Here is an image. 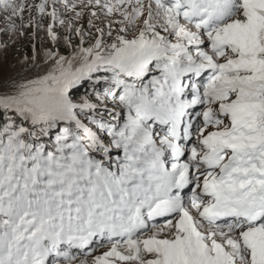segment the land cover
I'll list each match as a JSON object with an SVG mask.
<instances>
[{
  "label": "snow or ice",
  "instance_id": "obj_1",
  "mask_svg": "<svg viewBox=\"0 0 264 264\" xmlns=\"http://www.w3.org/2000/svg\"><path fill=\"white\" fill-rule=\"evenodd\" d=\"M0 264H264V0H0Z\"/></svg>",
  "mask_w": 264,
  "mask_h": 264
},
{
  "label": "rangeland",
  "instance_id": "obj_2",
  "mask_svg": "<svg viewBox=\"0 0 264 264\" xmlns=\"http://www.w3.org/2000/svg\"><path fill=\"white\" fill-rule=\"evenodd\" d=\"M13 55H14V53H10V54H9V59H11ZM83 91H84V90H81V92H83Z\"/></svg>",
  "mask_w": 264,
  "mask_h": 264
},
{
  "label": "trees",
  "instance_id": "obj_3",
  "mask_svg": "<svg viewBox=\"0 0 264 264\" xmlns=\"http://www.w3.org/2000/svg\"><path fill=\"white\" fill-rule=\"evenodd\" d=\"M81 90H84V89H81Z\"/></svg>",
  "mask_w": 264,
  "mask_h": 264
}]
</instances>
